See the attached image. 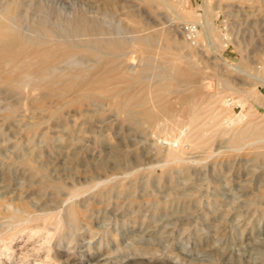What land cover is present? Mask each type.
Wrapping results in <instances>:
<instances>
[{
  "label": "rangeland",
  "instance_id": "obj_1",
  "mask_svg": "<svg viewBox=\"0 0 264 264\" xmlns=\"http://www.w3.org/2000/svg\"><path fill=\"white\" fill-rule=\"evenodd\" d=\"M21 1L65 34L0 51V264H264V0Z\"/></svg>",
  "mask_w": 264,
  "mask_h": 264
},
{
  "label": "bare ground",
  "instance_id": "obj_2",
  "mask_svg": "<svg viewBox=\"0 0 264 264\" xmlns=\"http://www.w3.org/2000/svg\"><path fill=\"white\" fill-rule=\"evenodd\" d=\"M20 1H21V0H20ZM20 1H18V0H8V1L6 2V4L4 3V6H2V4L0 3V5H1V6H0V46H1L0 51L4 48V49H5L4 52H6L5 54H7L8 52L10 53V51L12 50V45H14V44H22L23 46H24L25 44H26V45H27V44H30V45H31V44H37V43L40 42V41L38 42V40H37L38 37L47 38L46 35H47V34H51L50 32H52V33H54L55 35H57V36H54L53 39H52V38H49V39H51V41H52V40L55 41V39H56V41H61V37H62V36H61L60 34H61V32H62V34H63L64 31L62 30V31L60 32V34H59L58 31H54V30L48 28L47 25H46V22H44V21H43L42 23H40V24H39V22L37 23V22H35V21H30V22H28V23L25 22V24H22V23H21V20H20V18H21V17H20V16H21L20 14H21L22 12L19 14ZM21 2H22V1H21ZM2 3H3V2H2ZM22 3H23V2H22ZM34 3H35V2H34ZM45 3H46V2H45ZM32 9H33V8H32ZM48 14H49V13H48ZM23 15H24V14H23ZM65 15H66V14H65ZM38 16H39V15H38ZM49 16H50V15H49ZM47 17H48V16H47ZM87 17H88V16H87ZM38 18H39V17H38ZM41 18H42V17H41ZM24 20H25V19H24ZM61 20H62V19H61ZM63 20H64V19H63ZM25 21H26V20H25ZM39 21H40V20H39ZM61 22H62V21H61ZM66 22H67L66 27H68L67 30L71 29V33L74 32V33H75V36H78V37H79V34H85V33H87V35H89V34L91 35L92 32L95 33V31H96L97 29L99 30V28H95V26H94V24H93L92 22L86 20L85 18H80V17H79L78 15H76V14H75V15H72V16L69 15V16L67 17ZM36 24H37V25H36ZM38 25H39V27L42 26L41 28H39L41 32H38V27H37ZM40 25H41V26H40ZM100 25H101V24H100ZM50 27H51V26H50ZM64 27H65V26H63V28H64ZM96 27H98V25H97ZM51 28H52V27H51ZM59 28H60V27H59ZM63 28H62V29H63ZM65 29H66V28H65ZM65 29H64V30H65ZM94 30H95V31H94ZM98 30H97V32H99ZM100 30H101V32H102L101 34H102L103 37H105V38H106V37L108 38V36H109L110 34H114L113 32H112V33L109 32L105 27H102V29L100 28ZM133 31H134V30H133ZM65 32L67 33L66 30H65ZM68 32H70V31H68ZM131 32H132V31H130V33H131ZM71 33H70V34H71ZM54 34H52V35H50V36L53 37ZM64 34H65V33H64ZM67 34H68V33H67ZM70 34H69V35H70ZM99 34H100V32H99ZM87 35H85V36L83 35V37H84V39L87 38V40H89L88 37H86ZM90 35H89V38H90ZM92 35H94V34H92ZM92 35H91V36H92ZM95 35H96V34H95ZM137 35H138V34H137ZM60 36H61V37H60ZM71 36H74V35H71ZM71 36H70V37H71ZM75 36H74V37H75ZM96 36L98 37V34H97ZM55 37H56V38H55ZM65 37H66V36H65ZM97 37H96L95 39H93V40L97 41V40H98ZM114 37H115V35H114ZM132 37H133V36H132ZM148 37H149V36H148ZM148 37H147V38H148ZM153 37H154V36H152V37H150V38H151L153 41H155V40L153 39ZM42 38H41V39H42ZM71 38H72V37H71ZM71 38H68V37H67V39H71ZM79 38H80V37H79ZM93 38H94V36H93ZM98 38H101V39H102L101 35H100V37H98ZM125 38H126V37H125ZM133 38H134V37H133ZM139 38H140V35H139ZM141 38H142V36H141ZM144 38H145V37H144ZM147 38H146V39H147ZM47 39H48V38H47ZM62 39H63V37H62ZM67 39H66V40H67ZM74 39H75V38H74ZM76 39H77V38H76ZM76 39H75V41H76ZM84 39H83V40H84ZM96 39H97V40H96ZM116 39H118V37H117ZM134 39H135V38H134ZM80 40H81V38H80ZM83 40H81V41H83ZM87 40H86V43L88 42ZM90 40L92 41V38H90ZM106 40H107V39H106ZM108 40H109V39H108ZM110 40H112V38H111ZM119 40L122 41V38L120 39V37H119ZM131 40H132V39H131ZM141 40H143V39H141ZM68 41H69V40H68ZM73 41H74V40H73ZM75 41H74V42H75ZM101 41L103 42V39H102ZM121 41H120V42H121ZM144 41H145V40H144ZM146 41H147V40H146ZM153 41H152V43H154ZM156 41H157V40H156ZM44 42H45V41H44ZM46 42H47V41H46ZM46 42H45V43H46ZM63 42H64V41H63ZM76 42H77V41H76ZM83 42H85V41H83ZM105 42H106V41H105ZM112 42H113V40H112L110 43H112ZM139 42H140V41H139ZM148 42H149V41H148ZM40 43H42V42H40ZM45 43H44V44H45ZM48 43L51 44V43H53V42H50V41H49ZM48 43H47V44H48ZM86 43H85V44H86ZM94 43H95V42H93V44H94ZM99 43L101 44L100 39H99ZM108 43H109V42H108ZM108 43H106V44H108ZM115 43H116V42H115ZM115 43H114V44H115ZM140 43H142V41H141ZM44 44H43V46H44ZM49 44H48V45H49ZM54 44H55V43H54ZM54 44H53V47H54ZM56 44H57V43H56ZM64 44H66V42H65ZM67 44H68V43H67ZM74 44H75V46L77 45L76 43H74ZM78 44H79V43H78ZM85 44H84V45H85ZM93 44H90V45H93ZM100 44H98V46H99ZM102 44H103V43H102ZM102 44H101V45H102ZM121 44H122V43H121ZM144 44L147 45V42L144 43ZM149 44H150V43H149ZM149 44H148V45H149ZM48 45H47V46H48ZM59 45H60V44H59ZM70 45H72V44H70ZM88 45H89V44H88ZM104 45H105V43L103 44V46H104ZM110 45H111V44H110ZM112 45H113V44H112ZM126 45H127V44H126ZM145 45H144V46H145ZM15 46H16V45H14L13 47L15 48ZM34 46H36V45H34ZM34 46H33V47H34ZM45 46H46V45H45ZM47 46H46V47H47ZM55 46H56V45H55ZM62 46H63V44H62ZM62 46H61V47H62ZM77 46H78V45H77ZM81 46H82V45H81ZM95 46H96V45L94 44L93 47L95 48ZM123 46H124V45H123ZM123 46H122V47H123ZM149 46H150V45H149ZM178 46H179V45H178ZM19 47H20V46H19ZM19 47H18V48H19ZM26 47H27V46H25V49H26ZM29 47H30V46H29ZM38 47H39V46H38ZM41 47H42V46H41ZM57 47H58V46H57ZM88 47H89V46H88ZM93 47H90V49L93 48ZM109 47L111 48V46H109ZM112 47H113V46H112ZM117 47H118V46H116V48H117ZM134 47H135V46H134ZM146 47H147V46H146ZM6 48H8V49H7L8 51H6ZM54 48H55V47H54ZM4 49H3V50H4ZM16 49H17V48H16ZM20 49H21V48H19V51H20ZM31 49H32V48H31ZM35 49H37V47H35ZM38 49H39V48H38ZM38 49H37V50H38ZM55 49H56V48H55ZM57 49H58V48H57ZM90 49H89V50H90ZM3 50H2V51H3ZM33 50H34V49H33ZM33 50H31V51H33ZM37 50H36V51H37ZM47 50L49 51V50H51V48H50V49H46V52H47ZM53 50H54V49H53ZM61 50H62V49H61ZM98 50H100V49L98 48ZM105 50H106V49H105ZM105 50H104V52H105ZM117 50H118V49H117ZM19 51H17V52H19ZM23 51H24V50H23ZM25 51H26V50H25ZM34 51H35V50H34ZM44 51H45V50H44ZM58 51H59V50H58ZM87 51H88V50H87ZM95 51H97V49H96ZM100 51H101V50H100ZM106 51H107V50H106ZM120 51H121V50H120ZM11 52H12V51H11ZM15 52H16V51H15ZM17 52H16V53H17ZM21 52H22V51H21ZM38 52L41 53L40 49H39ZM89 52H90V51H89ZM89 52H88V53H89ZM122 52H123V51H122ZM122 52H121V53H122ZM0 53H1V52H0ZM9 53H8V54H9ZM12 53H14V52H12ZM12 53H11V55H14V56L16 55L15 53H14V54H12ZM28 53H30V52H28ZM28 53H27V54H28ZM34 53H35V52H34ZM42 53H43V52H42ZM44 53H45V52H44ZM48 53H49V52H48ZM60 53H61V52H60ZM63 53H64V52H63ZM117 53H118V52H117ZM121 53H118V54H120L119 56H121ZM8 54H7L6 56H8ZM27 54H26V55H27ZM36 54H37V53H35L34 55H36ZM66 54H67V53H66ZM91 54L93 55V51H92ZM94 54H95V53H94ZM98 54L100 55V53H98ZM113 54H114L115 57H116V54H115V53H113ZM118 54H117V56H118ZM1 55H2V54H1ZM61 55H62V54H61ZM68 55H69V54H68ZM68 55H66V56H68ZM71 55H74V56H75V54H70V56H71ZM114 55H113V56H114ZM16 56H17V55H16ZM28 56H29V55H28ZM37 56H38V55H36V57H37ZM54 56H55V55H54ZM63 56H64V54H63ZM95 56L97 57V55H95ZM18 57H19V56H18ZM23 57H24V56H23ZM23 57H22V58H23ZM31 57L34 58L33 56H31ZM31 57H30V59L32 60ZM36 57H35V59H38V58H39L38 60H40V56H39L38 58H36ZM44 57H45V56H44ZM59 57H60V56H58V58H59ZM98 57H99V56H98ZM150 57H151V56H150ZM181 57H182V56H181ZM1 58H2V57H1ZM4 58H5V56L3 57V59H4ZM8 58H9V56H8ZM11 58H12V57H11ZM19 58H21V57H19ZM41 58H42V57H41ZM47 58H48V57H47ZM51 58H52V56H51ZM62 58H63V57H62ZM66 58H67V57H66ZM3 59H1V61H3V63H4V60H5L6 58H5L4 60H3ZM14 59L16 60V58H14ZM14 59H13V61H14ZM26 59H27V57H26ZM26 59H25V60H26ZM28 59H29V58H28ZM30 59H29V60H30ZM43 59H46V58H43ZM56 59H57V58H56ZM70 59H72V58H69V60H70ZM178 59H180V58L178 57ZM7 60H9V59H7ZM18 60H19V59H18ZM18 60H16V61H18ZM22 60H23V59H22ZM22 60H21V61H22ZM25 60H24V61H25ZM29 60H26V61L28 62ZM31 60H30V61H31ZM33 60H34V59H33ZM47 60H48V59H47ZM64 60H65V59H64ZM67 60H68V59H67ZM97 60H98V59H97ZM102 60H103V59H102ZM19 61H20V60H19ZM26 61L24 62L25 64L23 63V64H24V67L27 65V64H26ZM40 61H41V60H40ZM49 61H50V60H49ZM58 61H59V60H58ZM36 62H37V61H33L32 63H36ZM56 62H57V61H56ZM130 62H131V61H130ZM38 63H39V62H38ZM38 63H36V64H38ZM42 63L45 64V62H42ZM57 63H58V62H57ZM61 63H62V62H61ZM65 63H66V60H65ZM100 63H101V62H100ZM14 64L16 65V63H14ZM21 64H22V62H21ZM21 64H20V65H21ZM192 64H193V63H192ZM192 64H191V65H192ZM2 65H3V64H2ZM4 65H6V64H4ZM4 65H3V66H4ZM18 65H19V64H18ZM39 65H40V63H39ZM41 65H43V64H41ZM47 65H49V64H47ZM58 65H59V64H56V63L54 64V63H53V65H51V66L49 65L48 68L44 67V66H45V65H44V66H42V67H44V68H43L41 71L44 70V73H47V71H49V70H56V71H57ZM60 65H62V64H60ZM170 65H171V64H170ZM3 66L1 67V65H0L1 68H3ZM29 66L32 67V65H29ZM36 66H37V65H36ZM173 66H174V64H173ZM173 66H172V67H173ZM16 67H17V66H16ZM19 67H22V65L19 66ZM19 67H18V69H22V68H23V67H22V68H19ZM33 67H34V66H33ZM39 67H40V66H38V68H39ZM172 67H170V68H172ZM1 68H0V71L2 70ZM40 68H41V67H40ZM174 68H175V67H174ZM174 68H173V69H174ZM8 69H9V68H8ZM23 69H25V68H23ZM34 69H35V68H34ZM30 70H31V69L29 68V71H30ZM188 70H189V69H188ZM12 71H13V70H12ZM12 71H11V73H14V71H13V72H12ZM18 71H19V70H18ZM18 71L15 70V72H16L15 74H16V75H17V72H18ZM31 71H32V70H31ZM33 71H34V70H33ZM35 71H36V70H35ZM4 72H5V71H4ZM19 72H20V71H19ZM23 72H24V71H23ZM23 72H22V73H23ZM26 72H27V70H26ZM58 72H59V71H58ZM84 72H85V71H84ZM86 72H87V74H85V75H84V73L82 72L84 76L88 75V73H89V71H86ZM86 72H85V73H86ZM24 73H25V72H24ZM32 73H33V72H32ZM42 73H43V72H42ZM42 73H41V74H42ZM54 73H55V72H54ZM135 73H136V72H135ZM0 74H2V73L0 72ZM48 74H49V72H48ZM48 74H46V75L48 76ZM52 74H53V71H52V73L50 72L49 75H52ZM55 74H56V73H55ZM90 74H91V75H90V77H91L93 73H90ZM99 74H100V73H99ZM6 75H7V76H8V75L11 76L12 74H6ZM18 75H19V73H18ZM18 75H17V76H18ZM30 75H31V74H30ZM56 75H57V74H56ZM56 75H55V76H56ZM72 75H73V74H72ZM101 75H102V74H101ZM139 75H140V74H139ZM23 76H24V78H25L27 75L25 76V75L23 74ZM23 76H22V77H23ZM55 76H54V77H55ZM60 76H61V75H60ZM84 76H82V77H84ZM12 77H13V76H12ZM32 77H33V76H32ZM34 77H35V76H34ZM34 77H33V78H34ZM52 77H53V75H52ZM71 77H73V76H71ZM82 77H81V78H82ZM96 77H98V76H97V73L95 74V77H94V78H96ZM24 78H21V79L24 81ZM29 78H31V76H29V77L26 79V81H28ZM35 78H36V77H35ZM35 78H34V80H35ZM46 78H48V77H46ZM46 78H45V79H46ZM102 78H105V77L103 76ZM4 79H5V78H4ZM7 79H8V78H7ZM10 79H11V78H10ZM21 79H19V80L22 82ZM36 79H38V78H36ZM51 79H52V78H51ZM84 79L86 80V78H84ZM98 79H99V78H98ZM98 79H97V82H98ZM31 80H32V78H31ZM31 80L29 79V81H31ZM41 80H43L42 77H41ZM82 80H83V79H82ZM82 80H80V81H82ZM99 80H100V79H99ZM13 81H14V80H13ZM45 81H46V80H45ZM56 81H57V80H56ZM80 81H79V82H80ZM95 81H96V80H95ZM17 82H18V81H17ZM35 82H36V81H35ZM37 82H39V81H37ZM41 82H42V81H41ZM46 82H47V81H46ZM50 82H52V81H50ZM83 82H84V81H83ZM104 82H105V80H103V83H104ZM12 83H14V82H12ZM15 83H16V82H15ZM80 83H81V82H80ZM103 83H99V85L101 84V87H102V86H103V85H102ZM105 83H106V82H105ZM105 83H104V84H105ZM16 84H17V83H16ZM49 84H50V83H49ZM91 84H92V83H91ZM93 84H94V82H93ZM21 85H22V84H21ZM30 85H31V84H30ZM85 85H86V84H85ZM33 86H35V85H33ZM95 86H96V85H95ZM13 87H14V85H13ZM78 87H79V86H78ZM91 87H92V86H91ZM91 87H89L90 90L92 89ZM101 87L99 86L98 88L101 89ZM105 87H107L106 84H105ZM89 88H88V86H87V89H89ZM80 89H81V88H80ZM84 89H85V88H84ZM102 89H103V88H102ZM105 89H106V88H105ZM105 89H104V90H105ZM25 90H26V89H25ZM92 90H94V89H92ZM92 90H91L90 92L93 93ZM106 90H109L108 87H107ZM79 91H80V90H79ZM85 93H86V92H85ZM118 93H119V92H118ZM83 94H84V93H83ZM85 95H86V94H85ZM89 95H90V94H89ZM130 99L132 100V99H134V98H130ZM135 99H137V98H135ZM141 101H142V100H141ZM122 102H123V101H122ZM126 110H127V109H126ZM140 110H141V109H140ZM148 111H150V110H148ZM151 114H152V113H151ZM147 115H148V113H147ZM195 117H196V116H195ZM192 120H193V121L195 120V119H194V116H193V119H192ZM193 121H192V122H193ZM167 127H168V126H167ZM169 129H171V128H169ZM202 132H203V131H202ZM197 133H198V132H197ZM201 134H202V133H201ZM240 135H242V134H240ZM240 135H239V136H240ZM204 136H205V135H204ZM200 137H201V136H200ZM200 137H198V140H199V139L201 140V138H203V137H201V138H200ZM239 138H240V137H238L237 139H239ZM202 140H203V139H202ZM240 140H241V138H240ZM235 141H236V140H235ZM237 141H239V140H237ZM174 150H175V149H174ZM177 151H178V150H177ZM177 151H176V152H177ZM170 152H171V151H170ZM181 152H182V151H181ZM181 152L178 151V155H180L179 153H181ZM168 153H169V152H168ZM168 153H167V154H168ZM168 155H169V154H168ZM168 155H167V156H168ZM174 155H176V153H174ZM169 156H171V155H169ZM172 157H174V156H172ZM176 157H179V156H176ZM22 162H24V161H22ZM25 181H26V180H25ZM43 191H44V190H43ZM12 198H13V197H12ZM22 202H23V201H22ZM22 204H24V203H22ZM10 206H11V205H10ZM21 206H22V205H21ZM13 207H14V206H13ZM13 207L11 206L12 210H13ZM17 207H18V206H17ZM71 207H72V206H71ZM21 209H22V208H21ZM69 209H70V208H69ZM16 211H19V210H16ZM67 211H68V210H67ZM70 211H71V210H70ZM75 211H76V210H75ZM20 212H22V211H20ZM20 214H21V213H20ZM24 214H25V213H24ZM27 214H28V213H27ZM67 214H68V212H67ZM69 214H70V215H72V214L75 215V213H73V212H72V213L69 212ZM69 214H68V215H69ZM15 215H18V214H15ZM15 215H14V218H16ZM21 215H22V214H21ZM68 215H67V216H68ZM70 215L68 216L69 218H71ZM23 216H26V215H23ZM65 216H66V214H65ZM75 216H76V215H75ZM29 218H30V216H29ZM31 218H32V217H31ZM22 219H23V217H22ZM22 219H20V222H21ZM17 220H18V219H17ZM33 220H34V219H33ZM15 221H16V220H15ZM28 221H29V220H28ZM73 221H75V218L73 219ZM7 222H10V223H11V221H9V220H8ZM12 222H13V221H12ZM17 222H19V221H17ZM2 223H3V222H2ZM10 223H9V225H10ZM75 223H76V222H75ZM13 224H14V223H13ZM13 224L11 223L10 228L12 227ZM6 226H7V224H6ZM0 230H1V229H0ZM6 230H7V228L5 229V231H6ZM1 231H3V230H1ZM7 231H8V230H7ZM2 234H3V233H1V235H2ZM5 234H6V233H5Z\"/></svg>",
  "mask_w": 264,
  "mask_h": 264
},
{
  "label": "built area",
  "instance_id": "obj_3",
  "mask_svg": "<svg viewBox=\"0 0 264 264\" xmlns=\"http://www.w3.org/2000/svg\"><path fill=\"white\" fill-rule=\"evenodd\" d=\"M183 28H184V34L188 40L194 41L197 38L199 34L198 24L187 23L186 25H184Z\"/></svg>",
  "mask_w": 264,
  "mask_h": 264
}]
</instances>
